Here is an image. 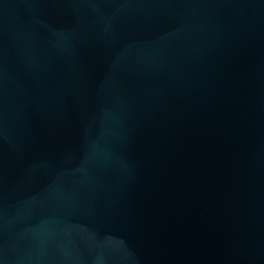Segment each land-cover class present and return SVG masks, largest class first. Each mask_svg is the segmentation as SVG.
I'll list each match as a JSON object with an SVG mask.
<instances>
[{
	"label": "water",
	"instance_id": "obj_1",
	"mask_svg": "<svg viewBox=\"0 0 264 264\" xmlns=\"http://www.w3.org/2000/svg\"><path fill=\"white\" fill-rule=\"evenodd\" d=\"M0 264H264V0H0Z\"/></svg>",
	"mask_w": 264,
	"mask_h": 264
}]
</instances>
